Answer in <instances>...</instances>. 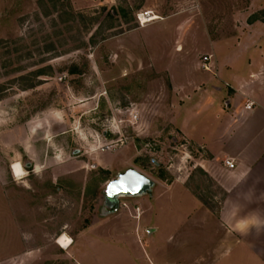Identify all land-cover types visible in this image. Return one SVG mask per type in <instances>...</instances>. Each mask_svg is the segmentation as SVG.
Segmentation results:
<instances>
[{"label": "rangeland", "instance_id": "374dc122", "mask_svg": "<svg viewBox=\"0 0 264 264\" xmlns=\"http://www.w3.org/2000/svg\"><path fill=\"white\" fill-rule=\"evenodd\" d=\"M252 1L0 0V264L120 263L102 258L107 247L132 243L145 247L143 256L151 247L163 253L155 231L147 234V196L122 197L115 217H96L106 184L128 168L153 179L156 196L188 177L189 191L218 211L225 192L197 166L205 149L174 123L185 98L170 73L199 78L189 73L193 60L212 69L209 41L263 47L264 25L245 22ZM144 11L159 18L140 25ZM217 49L223 61L239 48ZM167 206V197L154 205L165 232L175 216ZM35 220L43 227L26 228ZM211 226L196 231L202 242L168 246L171 260L194 264L207 252L201 264H254L242 246L217 242ZM63 234L67 248L57 243ZM254 251L264 262V249Z\"/></svg>", "mask_w": 264, "mask_h": 264}, {"label": "crops", "instance_id": "0c3cea01", "mask_svg": "<svg viewBox=\"0 0 264 264\" xmlns=\"http://www.w3.org/2000/svg\"><path fill=\"white\" fill-rule=\"evenodd\" d=\"M249 6L245 22L251 26L256 23L264 25V0H253ZM255 10L261 12L260 17L248 20ZM219 44L239 49L235 56H226L221 61L217 49ZM206 46L208 52L205 54L211 55L209 64L212 69L206 71L193 67V60L188 70L190 74L200 71L199 78L176 80L173 71L170 73L173 86L181 84L180 93L185 98L174 116V123L186 138L205 149L208 156L200 158L197 166L224 190L225 198L218 211H214L189 191L188 177L174 181L157 196L154 182L151 194L129 199L150 198L147 200L148 213L144 221L153 225V228L147 229V234L155 231L154 235L158 237L159 245H163L164 252L156 255L158 248L151 247L150 250L148 248L149 254L143 250L144 257L140 249L145 247L141 244L129 243L131 246L126 244L122 249H115L117 251L107 247L102 258L118 257L117 260H120V263L111 264H183L182 261L171 260L172 251L168 246H174L177 250L184 248L188 237H193L197 242L204 241L196 231L205 230L207 225H213V231L221 234L217 242L227 245L230 240L233 246H242L248 252V259H254V264H264L260 260L261 255L254 251L264 249V46L255 48L232 38L209 41ZM224 88L226 95H221ZM229 91L231 95L227 101L230 108L226 111L221 102ZM249 103L252 106L246 109ZM203 122L206 124L199 131L196 126ZM227 159L234 162L233 168L226 165ZM164 197L168 198V211L175 214L167 232L162 231L154 208ZM118 211L119 208L105 217H96H115L113 214ZM116 222L119 220L110 222L106 236ZM40 224L38 220L31 221L26 224V228L28 225L43 227ZM204 255L197 256L194 264L209 261L211 255L207 252ZM106 264H109V260Z\"/></svg>", "mask_w": 264, "mask_h": 264}, {"label": "water", "instance_id": "95a60500", "mask_svg": "<svg viewBox=\"0 0 264 264\" xmlns=\"http://www.w3.org/2000/svg\"><path fill=\"white\" fill-rule=\"evenodd\" d=\"M75 150L73 153H76ZM26 163V167H30ZM154 180L134 168H128L118 173L114 179L106 184L103 190V203L98 208L97 216L105 217L114 213L120 206L119 200L122 197H139L151 194Z\"/></svg>", "mask_w": 264, "mask_h": 264}, {"label": "bare ground", "instance_id": "6f19581e", "mask_svg": "<svg viewBox=\"0 0 264 264\" xmlns=\"http://www.w3.org/2000/svg\"><path fill=\"white\" fill-rule=\"evenodd\" d=\"M147 14H148L147 16H144V18H145L143 20L144 22H150V21H153V20L159 18L157 15L149 14V12H147ZM12 171H13V175L15 177H20L24 173L22 168H21V165L18 162L13 163ZM70 242H71L70 238L65 234L61 235L57 241L58 245L62 248L69 247Z\"/></svg>", "mask_w": 264, "mask_h": 264}, {"label": "built area", "instance_id": "2783aa9c", "mask_svg": "<svg viewBox=\"0 0 264 264\" xmlns=\"http://www.w3.org/2000/svg\"><path fill=\"white\" fill-rule=\"evenodd\" d=\"M147 15H148V14H147L146 11L141 12V13H138V14L136 15L137 21H138V23H139L140 25H143V24L147 23V22H144V21H143V20L145 19L144 16H147ZM205 60L207 61L208 58L205 57ZM203 67H204L205 69H208V67H207V65H206L205 63L203 64ZM251 106H252V104L249 103V104H247V105L245 106V108H246V109H249ZM225 163H226V165H227L229 168H233V167H234V162H233L232 160L227 159V160L225 161Z\"/></svg>", "mask_w": 264, "mask_h": 264}, {"label": "trees", "instance_id": "16d2710c", "mask_svg": "<svg viewBox=\"0 0 264 264\" xmlns=\"http://www.w3.org/2000/svg\"><path fill=\"white\" fill-rule=\"evenodd\" d=\"M61 1H64V0H61ZM200 200H201L205 205H207V203H206L203 199L200 198Z\"/></svg>", "mask_w": 264, "mask_h": 264}, {"label": "flooded vegetation", "instance_id": "af4514ba", "mask_svg": "<svg viewBox=\"0 0 264 264\" xmlns=\"http://www.w3.org/2000/svg\"><path fill=\"white\" fill-rule=\"evenodd\" d=\"M21 168H22V165H21ZM22 170H23V168H22ZM24 172V171H23Z\"/></svg>", "mask_w": 264, "mask_h": 264}]
</instances>
